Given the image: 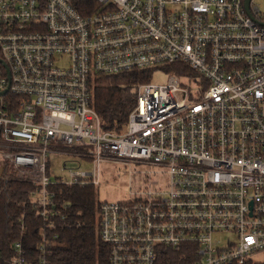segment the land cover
<instances>
[{
    "label": "built area",
    "instance_id": "2783aa9c",
    "mask_svg": "<svg viewBox=\"0 0 264 264\" xmlns=\"http://www.w3.org/2000/svg\"><path fill=\"white\" fill-rule=\"evenodd\" d=\"M257 1L0 0V160L32 182L42 219L60 216L51 182L97 186L101 165H122L138 181L98 204L107 264H156L159 247L186 244L191 264H264ZM132 70L167 78L137 84L124 127L104 129L93 78ZM54 156L77 164L52 179ZM16 247L10 264H31Z\"/></svg>",
    "mask_w": 264,
    "mask_h": 264
},
{
    "label": "trees",
    "instance_id": "16d2710c",
    "mask_svg": "<svg viewBox=\"0 0 264 264\" xmlns=\"http://www.w3.org/2000/svg\"><path fill=\"white\" fill-rule=\"evenodd\" d=\"M174 65L168 70L194 75L187 66ZM152 72L132 70L93 78L92 104L104 129L118 131L124 127L135 104V86L150 81ZM1 168L0 264H10L17 256L16 244L31 264H40L43 246L46 264H107L108 245L98 233L100 200L96 186L68 184L53 176L56 180L48 187L60 216L46 220L31 200L32 182L18 177L7 162ZM189 246L159 247L156 264H187L193 257Z\"/></svg>",
    "mask_w": 264,
    "mask_h": 264
},
{
    "label": "rangeland",
    "instance_id": "374dc122",
    "mask_svg": "<svg viewBox=\"0 0 264 264\" xmlns=\"http://www.w3.org/2000/svg\"><path fill=\"white\" fill-rule=\"evenodd\" d=\"M257 3H260L264 6V0H258ZM167 78V73L160 70H155L152 73V77L150 82L152 83H164ZM66 160L67 167L75 166L77 163L74 159L68 158L65 159L63 157H52L50 167V175H60L62 177L67 175L66 169H61V162ZM2 162L0 160V167L2 166ZM89 167V164L86 165ZM132 181V185L134 186L138 181L135 177L128 175L124 166L122 165H101V178L99 185L96 186L97 197L99 200H110L115 201L124 197H127L129 192L131 191L130 181ZM133 189V188H132ZM232 237L230 234L226 236ZM222 239V242L225 239Z\"/></svg>",
    "mask_w": 264,
    "mask_h": 264
},
{
    "label": "water",
    "instance_id": "95a60500",
    "mask_svg": "<svg viewBox=\"0 0 264 264\" xmlns=\"http://www.w3.org/2000/svg\"><path fill=\"white\" fill-rule=\"evenodd\" d=\"M248 2H249V0H244V6L246 9H248Z\"/></svg>",
    "mask_w": 264,
    "mask_h": 264
}]
</instances>
